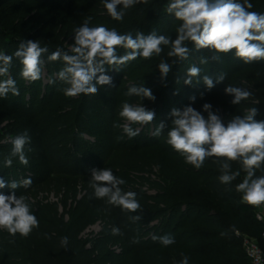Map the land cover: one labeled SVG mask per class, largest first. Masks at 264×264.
Masks as SVG:
<instances>
[{
    "label": "trees",
    "instance_id": "1",
    "mask_svg": "<svg viewBox=\"0 0 264 264\" xmlns=\"http://www.w3.org/2000/svg\"><path fill=\"white\" fill-rule=\"evenodd\" d=\"M88 2L89 0H0V50L4 47L3 54L13 56L8 74L0 76V81L11 77L15 80L17 88L24 89L25 87L27 91L30 90L32 94H35V97L34 94L29 96L27 102H24L23 96L20 95L11 96L8 93L6 97H0V126L6 124L5 133H0V178H3L6 184L19 181L17 180L18 175L28 170L34 179L38 178L36 173L41 174V179L46 171L52 173L53 168L48 160L42 128L28 109H33L35 106L37 94L43 84L45 94L49 91V98L52 101L58 96L61 101L67 100L65 98L68 96L64 94L63 89L68 85L62 82L57 75L65 66L64 62L62 60L50 62L47 56L58 48L70 55L74 54L67 47L66 41L70 38L69 43L74 45V29L85 23L83 7ZM170 2L171 0H148L147 3H138L128 9L118 6V10L125 13L123 20L117 21L109 17L107 21L110 27L122 35L131 33L135 38L138 32L145 35L155 32L157 35H166L172 39L170 30L174 29L173 23L177 19L174 14L167 12ZM237 2L244 3V0H237ZM249 2L253 7L248 11L264 13V0H249ZM23 40H37L41 47L48 49L47 53L41 57L44 60L41 78L35 82L22 78L20 73L23 65L19 58L13 55ZM185 43L190 49L188 58L197 59L199 51L195 49L194 44ZM162 47L161 54L153 55L150 59L137 57L125 65H105V74L112 77V84L97 85L99 91L94 95L79 94V110L74 121L75 126L87 129L93 135L108 140L103 127L105 122L99 117V112L96 113L93 110L99 101L98 94L102 95L101 101L106 103L103 105L111 120L122 103L132 99L136 102L147 103L148 110L155 112L154 120L160 117L162 111L165 112L164 129L172 124L170 116L172 109L169 110L172 105L166 108L170 103L173 104V108L177 109L191 105L197 111L205 103H209L220 117L223 112L227 123L234 116L247 115L236 104L231 103V97L224 92L225 87L232 82L234 72L230 71L223 82L208 90L206 95L195 97V94L190 95L189 93L196 89L192 85L184 84V78L179 70L184 60L169 57L164 54L169 46ZM116 51L122 56L131 50L118 47ZM231 53L234 54L233 51ZM162 61L172 65L166 78L161 77L158 68ZM195 66L200 70L204 67L201 62H197ZM241 68L245 70L250 68L253 72L254 81L260 92L257 95L260 105L256 106L258 115L255 119L264 120V59L251 63L243 62ZM215 79L216 76L214 81ZM132 86L150 88L155 100L135 95L128 96L126 93ZM180 89V93L177 94ZM193 96L195 97L194 102L190 100ZM24 132H27L31 138L30 143L24 148L25 155L29 161L31 159V164L25 166L17 162L16 157L10 156L12 166L7 167L5 161L9 155L2 154V151L12 150L13 145L12 142L2 143V140L5 134L16 136ZM125 147L127 151L140 148L150 149L146 152L148 159L157 162L161 170L159 179L153 181L157 187L156 191L153 195H148L134 188L130 175L125 171L126 177L118 176L125 181L119 187L123 192L132 191L137 194L136 199L141 206L137 212H129L118 206L110 205L106 202L107 198L98 199L94 193L91 195L88 191L81 200L75 203L74 208H70L68 221L56 212L51 214L48 221L44 220L50 226H47L48 228L46 225L45 227L40 226L39 235L42 238L46 237L48 244L49 242L52 244L51 240L55 239L50 238L52 234H48L47 229L55 230L60 244L62 238H68L67 248L61 245L67 258V264L72 263V257L88 259L92 255V251L82 247L79 235L90 221L98 219H102L105 223L103 234L95 242L100 255L99 259L102 262L114 259L115 254L107 250V244L115 241L122 245V254L130 259L131 264H180L185 255L189 258L188 264H250L243 249L242 240L236 235V230L256 238L264 250V221L257 219L255 206L243 202V193L236 190V186L242 183L247 175L240 161H228L230 171L240 174L230 183L225 184L220 182L219 177L223 174L220 165L226 158L209 157L204 161L203 166L197 169L188 164L180 152L161 146L155 139L147 141L138 139L134 146L127 144ZM209 161H213L212 166L207 164ZM31 174H27V178L30 177L32 180ZM73 174L79 176L80 173L73 172ZM260 176H264V164L255 170L253 178ZM21 188L13 190L5 187L0 189V193L10 195L14 191L17 196H20ZM67 188L66 193L69 194L70 190L76 193V187L67 186ZM30 210L35 216L42 214L41 212L37 214L32 206ZM133 216H140V219L134 221L131 219ZM40 218L37 217L38 221L42 222ZM156 220L157 223L154 224ZM113 227H118L122 234L113 235L111 231ZM18 235L23 237L19 233ZM154 235L157 237L170 235L175 242L164 246L159 240L152 239ZM21 245L20 243L16 246L22 247ZM5 252L6 250L0 249V261H3ZM79 264H90V262L84 260Z\"/></svg>",
    "mask_w": 264,
    "mask_h": 264
},
{
    "label": "clouds",
    "instance_id": "2",
    "mask_svg": "<svg viewBox=\"0 0 264 264\" xmlns=\"http://www.w3.org/2000/svg\"><path fill=\"white\" fill-rule=\"evenodd\" d=\"M147 2L148 0H104V7L112 19L122 21L125 13L118 10V6L128 9L138 3ZM252 7L249 0H244V3L237 0H171L167 12L182 21L174 40L155 32L148 35L138 32L133 38L131 33L122 35L115 29L109 30L103 25L89 27L85 21L82 26L74 29L75 42L71 48L74 54L70 55L58 48L47 56V60L64 62L65 66L57 75L68 85L63 89L68 97L82 93L97 94L99 91L97 85L112 84V77L105 74V65H125L137 57L150 59L153 55L161 54L162 46H170L171 50L167 55L180 60L188 59L190 49L185 42H191L197 51L209 49L227 54L235 50L237 58L244 63H251L264 59V13L248 11ZM118 47L131 51L121 56L117 54ZM47 51L48 49L41 47L37 40L20 42L18 50L13 55L19 58L23 65L20 73L23 79L35 82L41 78L44 64L41 57ZM12 59V55L0 53V76L8 74ZM212 60H219V56H213ZM207 62V59H201V63ZM158 68L161 77L166 78L172 65L162 61ZM199 74L200 68L191 66L187 70L184 84L191 85L192 78L198 77ZM223 80L224 76L220 75L216 82ZM203 83L209 90L215 86L214 80L208 75L203 77ZM9 92L19 95L16 82L11 77L0 81V97H6ZM224 92L234 97L231 101L233 104H239L241 100H246L251 95L249 91L231 85H227ZM126 94L155 100L152 90L145 86H132ZM190 100L194 102L195 97H190ZM203 111L207 116L191 105L183 109L173 108L170 112L172 127L167 134V143L180 152L188 164L197 169L201 168L209 157L226 158L220 165L223 174L219 177L220 182L225 184L240 174L230 171L228 161H240L247 175L243 182L236 186V190L243 193V202L250 205L261 204L264 202V176L253 178L255 170L264 164V120L255 119L258 115L257 108L250 109L243 117L234 116L227 124L212 111L211 104L205 103ZM119 115L130 124H146L155 119L154 111L127 102L123 103ZM163 129L164 124L160 123L154 135L159 136ZM123 131L129 138L139 135V130H133L129 124L124 125ZM30 139L28 133L24 132L16 135L11 141L13 145L11 156L18 157L19 162L25 166L29 161L24 148L30 143ZM5 165L12 166L11 157L6 159ZM124 183L125 181L114 175L109 168L92 170L90 186L94 189L96 198H107L106 202L110 205L129 212H137L141 207L136 199L137 194L132 191L123 192L119 186ZM31 184L30 177L19 183L12 181L10 184H6L3 178H0V189L7 186L15 190L21 186L27 188ZM131 219L139 220L140 216H133ZM38 227L39 221L31 212L25 196H17L14 191L10 195L0 193V229L7 230L12 236L19 233L27 237ZM111 231L113 235L122 234L118 227H113ZM152 239L159 240L164 246L175 242L170 235L160 237L154 235ZM61 245L67 248V237L62 238ZM188 260V256L185 255L180 264H188Z\"/></svg>",
    "mask_w": 264,
    "mask_h": 264
},
{
    "label": "rangeland",
    "instance_id": "3",
    "mask_svg": "<svg viewBox=\"0 0 264 264\" xmlns=\"http://www.w3.org/2000/svg\"><path fill=\"white\" fill-rule=\"evenodd\" d=\"M83 12L85 14L83 17L84 21L88 22L89 27L103 25L109 30L113 29L107 21L111 16L104 7V0H89V2L84 5ZM181 23L182 21L179 20H175L173 23L174 29L170 30L173 40L177 35V32L174 31L177 30ZM69 40L70 38L67 39L66 45L71 49L73 43H69ZM170 50L171 48L169 46L167 51H164V54H167ZM232 51L234 54L231 52L227 54L217 53L214 50L201 49L198 53L199 56L196 57L197 59L188 58L184 60L179 70L185 80L187 78V70L191 66L197 65V62H201L200 59L202 58L207 59V63H202L204 67L200 70L199 76L192 78L191 85L196 90L191 91L189 94H195V97L204 96L209 92L206 85H203V77L205 75L210 76L214 80L215 76L217 79L218 76L224 74V78H226V75L230 71L234 72L230 85L247 90L251 93L246 100H241L239 104H236L241 110L248 114L250 109L260 105V100L257 96L260 92L254 81L252 70L250 68L246 70L241 68V64L244 61L235 56V50ZM0 52H4V47H2ZM213 56H219V60H212ZM227 61L228 64H226ZM6 79L7 77L5 80ZM216 79L214 81L215 86L223 82L217 83ZM18 89L19 95L23 96L24 102H27L29 96L34 94H32L30 90L27 91L25 87L24 89ZM180 91L181 89L177 94H179ZM9 95L14 96L11 92H9ZM33 96L35 97V94ZM101 96L102 95L98 94L99 101L97 102L98 104L93 107V110L96 113L99 112V117L104 120L105 126L103 127L108 140L93 135L87 129L84 130L75 126L76 123L74 124V121L79 110V95L75 97H66L65 99H67L66 101L68 102L61 101L59 96L52 101L49 98V91L45 94L44 84L40 87L35 106L33 109L28 110L36 120L39 121L42 128L48 160L53 168L52 173L46 171L43 174V178L45 177L44 179H41L40 173H36L38 178L34 179L30 170H28L26 173L18 175L17 180L19 181L16 182L18 183L26 179L28 177L27 174H31L30 176L33 177L32 184L27 188L21 186L22 188L19 194L20 196L23 195L26 197V202L34 208L37 214L38 212L42 213L41 215L38 214L36 217L40 218L41 216L40 220L42 219L43 223L39 222V227L34 228L25 239L20 237L18 233L12 236L7 230L0 229V249L6 250L3 261H0V264H67V258L63 253L60 242H58L59 240H57L58 238L55 234V230L47 229L48 234H52L50 238L53 237L55 239L51 240L52 244L49 242V245L47 238H42L39 235V228L40 226L45 227L44 225L48 228L47 226L50 225L44 220L48 221L55 212L60 216H64V220L68 221L70 217V208H74L75 203L81 200L88 191L91 195L94 193V189L90 186L93 169L99 170L109 168L114 175L123 178L127 176H125V171H127L132 179V186L134 188L148 195H153L155 193L157 187L153 181L159 179L161 170L157 162L148 159L146 152L150 149L140 148L135 151H127L125 146L127 144L134 146L138 139L142 141L155 139L158 140L161 146L173 149L167 143V134L172 125L163 129L159 136L154 135L159 124L163 123L165 119V112L162 111L159 115L160 117L150 123L130 124L119 115L122 105L125 103L123 102L117 110L113 120H111L104 106L106 103L103 100L101 101ZM229 96L231 100L234 98L231 95ZM172 99H170V102H172ZM126 102L143 106L146 109H148L149 106L147 103H141L140 101L136 102L132 99ZM169 105H172L169 110L173 109L174 106L172 103L167 104L166 108L168 109ZM166 108L164 110H166ZM198 111L204 116H207V113L203 111V107ZM212 111L214 112V109H212ZM221 118L224 123L227 124L223 112H221ZM125 124H129L133 130H139V135L134 138H129L123 131ZM5 125L6 124L0 126V133L2 134L6 131ZM14 138V134H5L2 143L11 142ZM11 152L12 150H4L2 154L9 155L10 157ZM16 159L17 162H19V158L16 157ZM30 161L28 163L29 166L31 164ZM207 164L212 166L213 161H209ZM32 166L33 165H31V167ZM73 172H78L82 175L79 174L78 176L77 174H73ZM67 186L76 187V193L72 192L73 190L70 189L71 192L69 194L66 193L68 189ZM156 223L157 220L154 224ZM151 225H153V223H151ZM104 227L105 223L102 219L90 221L85 226L79 235V240L85 250L92 251V255L88 259H84V257L83 259L81 257L75 259L72 257L71 264H79L84 260H88L90 264H131L130 259L124 257L122 254V245L115 241H110L107 244V250L115 254L114 259L107 262H102L99 259L100 255L97 251L98 248L95 247V242L99 236L103 234ZM20 243L22 247H17L16 245Z\"/></svg>",
    "mask_w": 264,
    "mask_h": 264
},
{
    "label": "built area",
    "instance_id": "4",
    "mask_svg": "<svg viewBox=\"0 0 264 264\" xmlns=\"http://www.w3.org/2000/svg\"><path fill=\"white\" fill-rule=\"evenodd\" d=\"M254 206L256 208L257 219L264 221V202ZM236 235L242 240L243 249L250 264H264V250L259 245L257 239L240 230H236Z\"/></svg>",
    "mask_w": 264,
    "mask_h": 264
}]
</instances>
